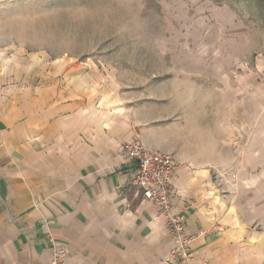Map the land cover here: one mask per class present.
<instances>
[{"label":"crops","instance_id":"crops-1","mask_svg":"<svg viewBox=\"0 0 264 264\" xmlns=\"http://www.w3.org/2000/svg\"><path fill=\"white\" fill-rule=\"evenodd\" d=\"M40 64L0 62V264H51L48 233L68 264H170L173 242L156 206L132 202L126 188L136 163L121 152L134 139L180 162L175 211L193 236L191 264H264L255 162L238 173L246 183L220 191L212 170L237 163L223 142L132 101L93 104ZM246 193L256 196L226 198Z\"/></svg>","mask_w":264,"mask_h":264},{"label":"rangeland","instance_id":"rangeland-1","mask_svg":"<svg viewBox=\"0 0 264 264\" xmlns=\"http://www.w3.org/2000/svg\"><path fill=\"white\" fill-rule=\"evenodd\" d=\"M16 56L93 104L132 101L223 142L237 163L212 170L220 191L255 162L264 216V0H0V62Z\"/></svg>","mask_w":264,"mask_h":264},{"label":"built area","instance_id":"built-area-1","mask_svg":"<svg viewBox=\"0 0 264 264\" xmlns=\"http://www.w3.org/2000/svg\"><path fill=\"white\" fill-rule=\"evenodd\" d=\"M121 155L123 163H136V170L126 184L132 202H152L157 208L156 217L165 222L173 242L165 262L191 264L194 256L191 249L193 236L187 233L183 211H175L177 202L183 198L175 179L180 162L173 154L149 148L135 139L124 144ZM46 236L51 248V264H68L67 248L56 243L51 233Z\"/></svg>","mask_w":264,"mask_h":264}]
</instances>
